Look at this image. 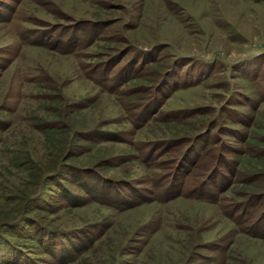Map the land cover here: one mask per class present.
Returning <instances> with one entry per match:
<instances>
[{
    "label": "rangeland",
    "instance_id": "1",
    "mask_svg": "<svg viewBox=\"0 0 264 264\" xmlns=\"http://www.w3.org/2000/svg\"><path fill=\"white\" fill-rule=\"evenodd\" d=\"M263 190L264 0H0V264H264Z\"/></svg>",
    "mask_w": 264,
    "mask_h": 264
},
{
    "label": "trees",
    "instance_id": "2",
    "mask_svg": "<svg viewBox=\"0 0 264 264\" xmlns=\"http://www.w3.org/2000/svg\"><path fill=\"white\" fill-rule=\"evenodd\" d=\"M144 119L145 118H142L140 120L144 121ZM252 125H254L253 120H252ZM245 135L246 134H243L242 136L240 135V138L245 139V137H246ZM236 137H238V136H236ZM189 155H191L190 151L186 152L183 159H188ZM188 171H189L188 168H185L184 173H187ZM237 172H238L237 168H231V175H232V178H230L231 181L230 180L227 181L225 177H222V179L217 183L218 185L221 183L223 184V182L226 183L222 190H224L225 188L227 189L228 185L230 183L231 184L234 183ZM173 173H175V172H173ZM216 173H217V171L214 170L213 173L211 174V177H209L204 182L202 187H205V186L207 187L209 185V183L214 184L215 180H217V177H218V174H216ZM179 175H182V174L180 173ZM184 175H185V180L183 179V176H182V177H180V180L177 179L176 182L174 181V183L172 185L168 184L166 186V188H164V190L162 189L163 194H166L168 192H172L171 195L177 196L179 194L177 191V188H179V186L181 188L185 186L187 174H184ZM214 175H215V177H214ZM212 177H214L215 180ZM177 181H179V182H177ZM169 182H170V180H169ZM201 191H205V195H206V192H207L206 190L202 189ZM205 195H203V196H205ZM112 196H109L107 198L110 200V202L117 203L116 202L117 200L115 201V199H114V198H116L115 197L116 195H112ZM207 197H209V196L206 195L204 198H207ZM259 208H262L263 211L257 212V210ZM227 214L230 215L235 222L240 223V224H246L244 226V228L246 229V231L250 235L261 237L264 239V190H263V192H261L260 195L251 196L248 199L244 200V202H241L239 204L236 203V204L228 207Z\"/></svg>",
    "mask_w": 264,
    "mask_h": 264
}]
</instances>
